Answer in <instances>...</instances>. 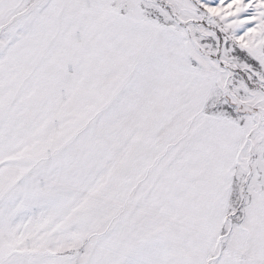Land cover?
Segmentation results:
<instances>
[{"label":"snow or ice","instance_id":"1","mask_svg":"<svg viewBox=\"0 0 264 264\" xmlns=\"http://www.w3.org/2000/svg\"><path fill=\"white\" fill-rule=\"evenodd\" d=\"M0 264H264V0H0Z\"/></svg>","mask_w":264,"mask_h":264}]
</instances>
